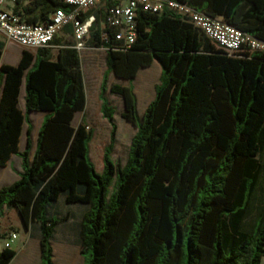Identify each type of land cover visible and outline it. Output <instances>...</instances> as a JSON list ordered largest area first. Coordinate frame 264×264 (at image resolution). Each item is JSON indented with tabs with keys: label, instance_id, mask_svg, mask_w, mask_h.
<instances>
[{
	"label": "trees",
	"instance_id": "1",
	"mask_svg": "<svg viewBox=\"0 0 264 264\" xmlns=\"http://www.w3.org/2000/svg\"><path fill=\"white\" fill-rule=\"evenodd\" d=\"M177 1L264 41V0ZM15 5L26 24L48 23L60 8L71 11L64 0ZM100 7L98 16L97 8L91 12V45L106 51L99 101L111 126L101 174L89 158L94 131L85 118L74 126L87 106L79 52L66 47L54 59L49 48L24 51L12 66L2 64L0 46V168L15 154L23 160L20 180L0 189V220L15 209L26 228H38L40 264H54L56 228L68 217L53 218L51 209L62 196L89 206L79 233L85 264H262L264 54L230 56L171 11H139L135 42L124 49ZM154 62L160 83L139 117L132 83ZM111 75L129 81L110 92L123 98L122 117L136 127L124 166L111 157L118 134L106 97ZM35 112L49 114L31 158L28 116ZM25 124L27 147L20 153ZM16 257L3 249L0 264Z\"/></svg>",
	"mask_w": 264,
	"mask_h": 264
},
{
	"label": "rangeland",
	"instance_id": "2",
	"mask_svg": "<svg viewBox=\"0 0 264 264\" xmlns=\"http://www.w3.org/2000/svg\"><path fill=\"white\" fill-rule=\"evenodd\" d=\"M16 51V50H15ZM6 59L9 65H15L19 61L18 53L10 54ZM82 69L85 76L87 88V106L84 112L77 114L74 126L80 125L85 118L90 130L94 131V137L89 145V158L94 164L96 171L101 174L104 171V152L110 141L111 126L101 113V102L99 101L102 77L107 69L106 51L101 49H84L81 51ZM161 68L158 62L147 68L140 70L138 76L133 81L135 94L138 103V115L143 117L149 104L155 99L156 87L160 83ZM114 84L128 86L129 81L117 79L114 75L109 79V90L106 94L110 105L115 111V121L118 126L117 143L112 154V160L116 164L125 165L131 141L136 133V127L125 120L122 116L125 112L124 100L121 96L113 95L110 87ZM25 89L22 90L21 103L24 100ZM44 115L43 112L30 113L28 116L29 124L32 126L34 137L40 128L39 119ZM28 127V125H27ZM14 168V167H13ZM0 170V188L14 184L15 169ZM7 173L9 176H3ZM6 174V175H7ZM15 230L20 235L18 241L13 246L17 252V257L11 264H40V231L37 227L26 228L21 221L19 214L12 212L6 214L0 226V251L5 247V232ZM71 235L70 242H63L64 236ZM74 226H61L57 229L54 241V264H85V258L81 256V247L78 242H74ZM264 264V259L262 261Z\"/></svg>",
	"mask_w": 264,
	"mask_h": 264
},
{
	"label": "built area",
	"instance_id": "3",
	"mask_svg": "<svg viewBox=\"0 0 264 264\" xmlns=\"http://www.w3.org/2000/svg\"><path fill=\"white\" fill-rule=\"evenodd\" d=\"M15 1L0 0V32L27 49L50 48L64 27L71 25L76 42L75 49L81 54L87 48L91 28L96 21L91 12L105 6V26L119 30L118 39L124 41V49H129L135 42L136 17L139 11L153 14L171 11L201 30L230 56L264 54V41L245 34L222 18L211 17L177 0H64L71 8L70 12L60 8L51 15L48 23L39 24L23 23L19 16L6 9L7 4ZM103 39H106L105 34ZM18 239L17 231L6 232L4 249H13Z\"/></svg>",
	"mask_w": 264,
	"mask_h": 264
},
{
	"label": "crops",
	"instance_id": "4",
	"mask_svg": "<svg viewBox=\"0 0 264 264\" xmlns=\"http://www.w3.org/2000/svg\"><path fill=\"white\" fill-rule=\"evenodd\" d=\"M15 7H16L15 3H9V4L6 5V9L9 10V11H12V12L14 11ZM100 10H101V7L97 8L94 11V14L97 15L99 13L98 11H100ZM101 26H103V25L101 24ZM75 44H76V42H75V39H74V36H73V27L71 25H68V26L64 27V29L58 34V36L56 37V42L53 43L49 49L51 50V54L53 55V58L57 59L59 51L61 49L66 48V47H74L75 48ZM0 46L2 47V52H3L2 64H6V65H9V64H7L5 62L6 61L5 58H7L12 53L15 54V55H17V53H18V57H19L18 63L15 64V65H12V66L19 65V63L21 62V60L23 58L24 51H29V52L33 53L34 55H37V53H38V50H36V49H27V48L22 47L18 43L9 40L1 32H0ZM86 49H98V50L103 49L104 50V48H96V47H93L91 45V36H90V39L88 40ZM80 57H81V54H80ZM81 66H82V59H81ZM82 71H83V69H82ZM161 73H162V70H161ZM83 75H84V72H83ZM84 80H85V76H84ZM85 84H86V82H85ZM23 88L25 89V85L23 86ZM23 88H22V90H23ZM21 95H22V91H21ZM21 95H20V108L22 109V111L25 112V103L22 105V103H21ZM87 97H88V95H87ZM24 100H25V95H24ZM48 114L49 113H44V115H42V117L39 119L40 128L42 126L44 118ZM40 128L36 132L35 137H34V132L33 131H32V134H31V144H32L31 158L33 157V155H34V153H35V151L37 149V142H38V135H39ZM27 130H28V127H27V124H25L24 128H23V134H22V137H21V143H20V149H19L20 153L24 152L26 150V147H27ZM10 168L15 169V172H16L15 176H14L15 182L19 181L20 180V175L23 172V160H22V158L20 157L19 154L13 155L11 160H10V162L8 163V165L6 167H1L0 170H3V172H4L5 170H8ZM6 174L3 173L4 178L9 176L8 174L7 175ZM88 211H89V206L88 205H85V204H68L67 201H66L65 196H62L58 200V202H56L52 206L51 216L53 218H57V219L68 217V220H66L64 222H61L57 226L56 232H57V229L59 227H61V226H70V227L74 226V233H75L74 242H78L80 244V242H79L80 227H81V223L83 221V218L87 214ZM12 212H16L18 214L17 210H15V209L6 210L5 215L0 220V226L2 225V220H5V218H6V214L7 213L10 214ZM6 232H8V231H6ZM56 232H55V236H56ZM55 236H54V238H55ZM62 241L63 242L72 241L71 240V235L64 236L62 238ZM52 243H54V242H52ZM53 246H54V244H53Z\"/></svg>",
	"mask_w": 264,
	"mask_h": 264
}]
</instances>
